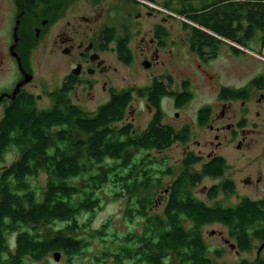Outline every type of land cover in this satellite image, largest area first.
Listing matches in <instances>:
<instances>
[{
  "label": "trees",
  "instance_id": "obj_1",
  "mask_svg": "<svg viewBox=\"0 0 264 264\" xmlns=\"http://www.w3.org/2000/svg\"><path fill=\"white\" fill-rule=\"evenodd\" d=\"M64 1L53 0L55 18L64 9ZM29 2L25 4L28 11L32 5ZM177 14L190 22H183L189 31L188 47L203 61L216 57L224 41L230 43L234 55L243 53L240 48L250 50L247 43L257 33L264 47V0H213L199 8L180 0ZM157 34L165 32L159 28ZM30 35L34 37L33 31ZM101 36L102 50L115 41L121 62L130 63L126 35L105 26ZM165 78L171 81L169 75H163L148 86L110 89L109 98L94 112L71 102L72 87L66 84L48 93L52 105L45 110L37 106L40 95L32 92L19 93L16 101L4 108L0 119V264H26L27 258L40 260L53 251H62L69 258L84 252L89 243L77 234L89 228L90 219L78 223L79 216L93 215L100 206L96 192L109 183L118 188L113 196L125 201L124 219L139 218L142 224L137 233L118 238L113 248L111 239L110 246L94 257L98 264L107 256L117 264H218L209 255L202 235V227L209 223L225 226L241 252H249L255 241H264V199L243 197L236 205L224 207L218 202L207 205L192 192L203 178L217 179L225 174L229 166L222 156L203 160L189 152L175 172L165 163L156 165L147 153L166 150L175 143L185 144L191 137L189 126L174 129L163 123V97L172 98L176 107L192 98L187 80L176 92L169 89ZM249 86L264 90V74L251 79ZM133 93L153 108L146 129L139 134L133 122L127 121ZM248 94V87H222L217 96L220 100H246ZM209 108H199L196 122L200 126L209 121ZM140 152L145 154L138 156ZM9 153L14 157L7 163ZM196 165L198 169L194 170ZM42 173L46 183L40 193L30 179ZM164 174L173 176L165 187ZM160 189H168L166 200L160 213H152ZM220 192L225 196L234 194L233 180L211 185L206 197L214 200ZM54 221H67L69 233L48 227ZM45 225L48 230L43 229ZM110 226L107 220L91 236L105 241ZM10 237L14 240L13 250ZM212 254L219 257L221 251ZM238 264L253 263L242 260Z\"/></svg>",
  "mask_w": 264,
  "mask_h": 264
},
{
  "label": "rangeland",
  "instance_id": "obj_2",
  "mask_svg": "<svg viewBox=\"0 0 264 264\" xmlns=\"http://www.w3.org/2000/svg\"><path fill=\"white\" fill-rule=\"evenodd\" d=\"M134 3L141 4V18L135 21L136 7L127 8L123 2L118 3L117 0H65L64 9L59 14L60 21L55 23L49 30L48 35L43 39L44 48L41 47L33 52L35 58L39 60L37 65V75L40 78L41 74L52 76L51 83L48 86L42 84L29 86L28 89L36 95H40L37 102L39 108H49L52 105L48 93L58 89L61 86L60 76L63 74V63L56 65L45 64L48 47L52 49L53 40L58 33L69 32L66 27L67 21L71 22L70 28L76 23V26L81 32L92 38L96 34L99 25L115 26L118 35L124 32L128 33L129 48L133 57L131 65L127 66L120 62L118 56L113 50L114 43H111L109 49L102 52V58L111 72L108 74L111 77V85L115 89L127 87H144L151 84L154 78L169 74L173 78L172 89L180 91V83L187 80L190 87L192 98L185 103L181 108H175L173 100L163 97L161 101V111H163V123L169 124L178 129L184 124L190 127L191 138L188 143H175L172 147L161 152H147L155 160V164L165 163L166 166L172 167L175 172L180 169V162L186 151H193L196 154H201L203 157L209 153L222 156L228 164V170L221 178L213 179L210 177L203 178L202 182L192 192L196 198L211 204L206 199V189L211 185L221 183V180L230 178L235 184V194L225 196L219 193L215 201L221 205H232L240 197L247 196L251 199H264V98L258 102L260 94L264 93L263 89H258L249 86V81L259 74H264V47L261 48L260 37L257 33L249 42L250 50L241 48L243 53L239 55L232 54L230 43L224 41L219 47L218 55L212 59L203 62L198 59V56L190 51L188 37L189 31L183 27V22H188L185 18L179 16L177 11L180 8V0H143L156 6L150 7L142 4L139 0H129ZM197 8L203 3H208L213 0H187ZM135 8V9H134ZM118 10L119 13H116ZM92 18V21L97 18L96 22L86 24L79 20L80 16ZM57 16V17H58ZM126 19L123 22L124 26L119 22L113 21L115 18ZM154 24L164 26L167 36L163 38L165 43L164 49L158 51V56L154 58L151 55L152 47L148 45L149 39L152 37L151 29ZM75 26V25H74ZM144 39V42L142 40ZM145 48L148 56L141 55V49ZM57 51V50H55ZM146 55V54H145ZM144 57V58H143ZM148 57V58H147ZM54 58L57 60L58 55L55 52ZM149 61L152 66L143 68L142 60ZM105 79V77H104ZM222 87L241 88L248 87L249 97L246 100H231L221 101L219 92ZM109 98L108 92L101 91L96 88L88 95L84 90L71 94V102L80 105L88 112H94L98 106L105 103ZM224 105L223 108H221ZM209 106L212 113V120H209L203 126L198 125L197 112L199 108ZM153 109L148 105L144 98L133 95L131 106L128 110L127 121L133 122L136 133H141L146 129L147 123L150 121ZM223 111L224 117L220 116ZM177 114V116H175ZM3 116L2 107H0V119ZM224 118L225 120H221ZM232 125V130L225 128V124ZM239 124H241L239 126ZM212 126V129L210 128ZM218 128V130H217ZM13 153L6 156L7 163L14 157ZM145 154L140 152L138 156ZM194 170L198 166L192 167ZM249 177V182L244 183ZM45 174H40L38 177L31 178L30 183L39 188L37 192H42L46 183ZM163 186L167 185L173 177L170 175H162ZM118 188L112 184H106L100 190L98 189L97 196L100 198V206L95 209L93 215L82 213L79 216L78 223L85 222L90 219L89 228L82 229L78 232V236L88 241L89 245L84 252L73 256L74 264H91L95 260L94 257L100 255L106 246H110V240H114L111 244L112 248L117 246L120 237L127 233H137L142 224L141 219L128 221L124 219L123 211L125 201L123 198L114 197L113 192ZM163 193L160 189L157 193L161 196ZM161 198V197H160ZM239 202V201H238ZM237 202V203H238ZM162 204H157L150 212L160 213ZM107 220L111 221V226L108 230L105 241L98 237L91 236L92 231L99 229ZM65 222L58 221L52 225L54 229L63 228ZM48 227H50L48 225ZM45 225L43 229L48 230ZM64 229V228H63ZM69 233V230L66 231ZM205 242L209 248L210 256L217 261L218 264H238L244 259L251 261L255 255L259 241H255L253 248L249 252L237 255L227 242V229L219 223L206 224L202 227ZM12 250L14 246L13 237H10ZM215 250H220L221 255L216 257L212 253ZM52 253V252H51ZM46 255V258L51 264H56L52 254ZM59 264H66L67 256L61 255ZM27 264H34L35 261L27 258ZM110 263V259H109Z\"/></svg>",
  "mask_w": 264,
  "mask_h": 264
},
{
  "label": "flooded vegetation",
  "instance_id": "obj_3",
  "mask_svg": "<svg viewBox=\"0 0 264 264\" xmlns=\"http://www.w3.org/2000/svg\"><path fill=\"white\" fill-rule=\"evenodd\" d=\"M28 1H30L29 3L32 4L29 11L25 9V4L28 3ZM42 1L43 0H41L40 2L38 0H0V107H2L3 111L5 107H7L9 104H13L16 101L19 93L21 92L31 93L32 91L28 89L29 86L33 85L32 88H35V86L36 85L38 86V84L40 85L42 84L43 86L44 85L48 86L51 83L50 77L52 76H48L47 74H43V75L41 74V77L40 78L38 77L36 72H37V68H38L37 65L39 64L38 63L39 60L35 58L33 52L37 51L41 47L44 48L43 39L45 38L46 35H48L50 28L54 26L55 23L59 22L61 18H60V15L57 18H55V15H54L55 8H54L53 0H46L48 2L46 4L47 6L44 5V2ZM75 1H78V0H75ZM117 2L118 3L123 2V4L127 8L130 7L132 9L133 7H136V10H134L136 11L135 21H139V19L142 16L140 10L143 8L141 4L134 3L129 0H117ZM116 13H119L118 10H116ZM23 14H25L24 15L25 22L23 23V26L21 28V17H22L21 15ZM17 20H19V26L17 28L18 29L17 30V35H18L17 41L18 42L16 46L14 47V44H15L14 29H15ZM79 20L86 24H89L90 22H96L97 18H95L92 21V18L82 15L79 17ZM124 20L126 19H123L122 17L120 19L119 18L113 19V21L119 22V24L123 25L125 29V25L122 22ZM71 25H72L71 22L67 21L66 27L70 29L69 32L58 33L55 36L57 38L56 39L54 38L52 43L53 45L56 44V47L55 48L53 47V49H52V45H51V48L48 47V52H47L48 54L46 55V60L44 62L45 64L43 65H48V66L53 65L54 66L56 65V63L57 64L61 62L63 63L62 64L63 74L60 76V79L62 81L61 85L66 84L68 88L71 86L72 87L71 94L77 92L78 90L80 91L84 90L88 95H90L91 92L96 87V88H100L101 91L108 92V95H109V90L115 89V88H113V86H109L111 85V82H112L110 75H108L111 72V69L106 63H104V59L102 58V52L107 50V49L105 50L101 49V44L103 41L101 32H102L104 25H99V28L96 30L95 36L92 38H88L89 36L87 34H84L83 32H81L76 27L78 26L76 23H74L75 26L73 25L72 28H70ZM112 27H115V26H112ZM19 28L23 30L22 33H19V30H20ZM159 28H162L165 34L158 35L157 32H159ZM24 31L25 32L27 31L25 35L23 33ZM30 31H33V36H34L33 38L30 35ZM124 31H126V29ZM36 32H37V35H36ZM151 32H152V35H151L152 37L149 39L148 45L151 46L153 49L151 52V55L154 58H156L158 56V51H160L161 49H164L163 47H165L163 38L167 36L168 30H166L164 26L160 24H154V27L151 29ZM121 35L122 36L126 35L127 37L129 36L127 32H124ZM156 35L160 36V38ZM129 42L130 40H128V48H129ZM142 42H144V39L142 40ZM111 43L115 44L113 47V50L115 51L116 55L119 58L118 52L117 50H115L116 49L115 41H112ZM110 44H108V49H109ZM140 49H141L142 56H148V54L145 52V50L147 49L145 48L143 49L140 48ZM129 51H130V48H129ZM55 52H57V55H58L57 60L54 58ZM18 60L20 61L21 67L19 66ZM131 61H133V57ZM131 61L130 63H124V62L123 63L129 66L132 63ZM143 61L145 60L143 59L142 62ZM203 62H206V61H203ZM152 65L153 63L151 64V66ZM166 75H169V74H165V76ZM169 76L171 77V81L169 82L168 79L165 78L164 82L167 85H169V89L173 90L172 85H171L173 83V78L171 75ZM24 78L29 79V81L23 84L22 82L25 80ZM18 85H20L19 90L16 89ZM129 88H134V87H127V88L116 89V90H127ZM173 91H176V90H173ZM176 92H179V91H176ZM134 94L135 93H133V95ZM140 98H143V97H140ZM166 98H169V97H166ZM262 98H264V93L260 94L258 102H260ZM169 99L173 100L172 98H169ZM221 101L224 102V101H231V100H221ZM173 104H174V101H173ZM181 106L179 107L175 106V108H181ZM223 107L224 105L221 108ZM220 116L224 117L223 111L220 113ZM209 120H212V113H211ZM221 120H225V119L221 118ZM208 122L210 121H207V124ZM185 125L187 124H184L178 129H181ZM210 128L212 129V126H210ZM225 128L228 130H232V125L227 123L225 124ZM188 141L185 143V145L188 143ZM152 151H156V150H152ZM156 152H161V151H156ZM189 152H193V151H186L184 155L188 154ZM198 155L202 156L201 154H197V156ZM212 156H216V154L209 153L205 157L203 156L202 157H203V160H206ZM226 179H230V178H226ZM247 179L249 180V177H247ZM224 180H221V182ZM207 189H206V192H207ZM167 193H168V189H165L164 192L161 194V196H158L157 198V204H162V208L165 203V200H166L165 198H166ZM243 197H247V196H243ZM243 197H240L238 201H240L241 198ZM206 199L209 202H212L211 204H207L205 202L207 205H213L215 202H218V201H215V199L209 200L207 197ZM253 200H258V199H253ZM238 201H236L235 204L225 205V206H234L237 204ZM56 222L58 221H54L50 225V227H52V225H55ZM61 222H65L66 226L68 225L67 221H61ZM65 227H63L64 230L66 229ZM63 228L54 229V227H52V229L54 230H62ZM65 231H67V229ZM227 233H228V230H227ZM223 241L225 243L227 242V246L230 247L237 255H241L245 253V252H241L237 248L236 244L232 241V239L228 237V234H227V239L223 238ZM262 244H264V241L258 244L256 251H255V255L254 257H252L253 259L249 262H252L253 264H264V248L259 249V247ZM58 252H60L61 255L64 254L62 251H58ZM73 256H76V255L75 254L72 255L70 258L67 256L66 264H74L75 260L72 258ZM109 259H110V263H109ZM53 260L55 261L56 264H59L62 261L61 258L59 260H55L53 258ZM242 260H240L239 263ZM34 261H35L34 264H51L46 258H42L40 260H34ZM25 263L27 264L26 260H25ZM98 263L100 262H97L96 260H94L93 263L91 264H98ZM101 263L102 264H117L115 260H113L112 258H108V256Z\"/></svg>",
  "mask_w": 264,
  "mask_h": 264
},
{
  "label": "water",
  "instance_id": "obj_4",
  "mask_svg": "<svg viewBox=\"0 0 264 264\" xmlns=\"http://www.w3.org/2000/svg\"><path fill=\"white\" fill-rule=\"evenodd\" d=\"M18 26H19V20H17V22H16V26H15V29H14V40H15V44H14V47L16 46V44H17V40H18V35H17V28H18ZM36 35H37V32H36ZM241 49V48H240ZM242 50V49H241ZM19 61V60H18ZM142 64H143V68H149L150 66H151V63L149 62V61H143L142 62ZM21 64H20V61H19V66H20ZM21 67V66H20ZM25 80L22 82L23 84L24 83H27L28 81H29V79H26V78H24ZM21 85V84H20ZM20 85H18L17 87H16V89H18L19 90V86ZM175 116H177V114H175ZM247 182H249L248 181V179H246L245 180V182L244 183H247ZM262 248H264V244H262L260 247H259V249H262ZM52 255H53V258L55 259V260H59L60 259V257H61V254H60V252H58V251H54L53 253H51Z\"/></svg>",
  "mask_w": 264,
  "mask_h": 264
},
{
  "label": "built area",
  "instance_id": "obj_5",
  "mask_svg": "<svg viewBox=\"0 0 264 264\" xmlns=\"http://www.w3.org/2000/svg\"><path fill=\"white\" fill-rule=\"evenodd\" d=\"M139 1H141L142 4H146V5L150 6V7L157 8L156 6H153V4H151L149 2H145L143 0H139Z\"/></svg>",
  "mask_w": 264,
  "mask_h": 264
}]
</instances>
